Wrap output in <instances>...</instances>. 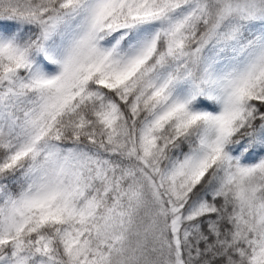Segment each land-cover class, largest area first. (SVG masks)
<instances>
[{
	"label": "snow or ice",
	"instance_id": "obj_1",
	"mask_svg": "<svg viewBox=\"0 0 264 264\" xmlns=\"http://www.w3.org/2000/svg\"><path fill=\"white\" fill-rule=\"evenodd\" d=\"M0 264H264V0H0Z\"/></svg>",
	"mask_w": 264,
	"mask_h": 264
}]
</instances>
